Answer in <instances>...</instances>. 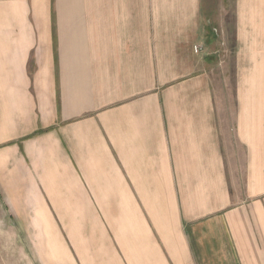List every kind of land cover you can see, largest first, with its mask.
<instances>
[{
    "label": "crops",
    "instance_id": "obj_1",
    "mask_svg": "<svg viewBox=\"0 0 264 264\" xmlns=\"http://www.w3.org/2000/svg\"><path fill=\"white\" fill-rule=\"evenodd\" d=\"M236 11L227 122L204 0H0V177L102 224L103 264H264V52Z\"/></svg>",
    "mask_w": 264,
    "mask_h": 264
},
{
    "label": "rangeland",
    "instance_id": "obj_2",
    "mask_svg": "<svg viewBox=\"0 0 264 264\" xmlns=\"http://www.w3.org/2000/svg\"><path fill=\"white\" fill-rule=\"evenodd\" d=\"M238 1L204 0L205 5L209 7L212 23L218 26L216 34L220 36V42L215 47L217 50L211 55L215 58L216 67L219 68L215 73L214 84L216 87L221 85L223 90L221 98L226 104L227 122H231L232 118V85L235 54L238 48L236 36ZM256 6L257 11L251 14L257 29L258 43L254 44V50L259 56L264 52V10H261L264 9V0H256ZM257 63L261 66L262 61L259 60ZM21 173L24 179L20 177ZM21 173L11 174L13 178L15 175V178L22 179L24 184L27 173L26 175L24 172ZM12 179H10V171L2 172L0 264H90L89 261H82L80 252L76 251L80 246L85 249L87 245L95 250L92 252L93 264H103L106 261L104 251L106 236L102 224L97 221L82 222V229L79 231V226L77 228L75 225L72 204L42 202L41 200L48 199L46 196L43 197L42 187L34 185L18 187L16 181L13 182ZM12 183L14 186L11 185ZM27 200L29 202H26ZM94 256L96 257L93 258ZM111 258H113L112 254Z\"/></svg>",
    "mask_w": 264,
    "mask_h": 264
},
{
    "label": "built area",
    "instance_id": "obj_3",
    "mask_svg": "<svg viewBox=\"0 0 264 264\" xmlns=\"http://www.w3.org/2000/svg\"><path fill=\"white\" fill-rule=\"evenodd\" d=\"M194 50L196 53H200L203 51V47H202V45H195Z\"/></svg>",
    "mask_w": 264,
    "mask_h": 264
}]
</instances>
